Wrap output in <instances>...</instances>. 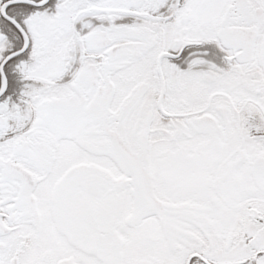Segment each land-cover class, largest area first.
Segmentation results:
<instances>
[{
	"label": "snow or ice",
	"instance_id": "snow-or-ice-1",
	"mask_svg": "<svg viewBox=\"0 0 264 264\" xmlns=\"http://www.w3.org/2000/svg\"><path fill=\"white\" fill-rule=\"evenodd\" d=\"M0 264H264V0H0Z\"/></svg>",
	"mask_w": 264,
	"mask_h": 264
}]
</instances>
